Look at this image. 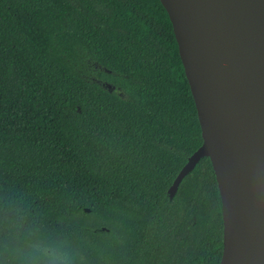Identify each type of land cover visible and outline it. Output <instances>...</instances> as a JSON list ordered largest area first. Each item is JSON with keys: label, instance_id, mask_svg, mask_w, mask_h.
<instances>
[{"label": "trees", "instance_id": "1", "mask_svg": "<svg viewBox=\"0 0 264 264\" xmlns=\"http://www.w3.org/2000/svg\"><path fill=\"white\" fill-rule=\"evenodd\" d=\"M202 143L161 0H0V229L24 217L79 264H220L210 157L169 191Z\"/></svg>", "mask_w": 264, "mask_h": 264}, {"label": "water", "instance_id": "2", "mask_svg": "<svg viewBox=\"0 0 264 264\" xmlns=\"http://www.w3.org/2000/svg\"><path fill=\"white\" fill-rule=\"evenodd\" d=\"M161 2L203 136L170 194L210 157L223 208L220 264H264V0Z\"/></svg>", "mask_w": 264, "mask_h": 264}, {"label": "clouds", "instance_id": "3", "mask_svg": "<svg viewBox=\"0 0 264 264\" xmlns=\"http://www.w3.org/2000/svg\"><path fill=\"white\" fill-rule=\"evenodd\" d=\"M0 264H79L72 242L24 217L0 229Z\"/></svg>", "mask_w": 264, "mask_h": 264}]
</instances>
